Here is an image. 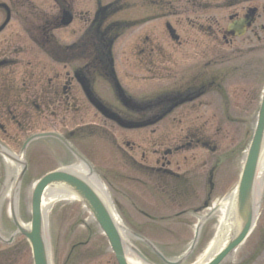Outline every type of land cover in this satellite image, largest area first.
<instances>
[{
    "label": "rangeland",
    "instance_id": "obj_1",
    "mask_svg": "<svg viewBox=\"0 0 264 264\" xmlns=\"http://www.w3.org/2000/svg\"><path fill=\"white\" fill-rule=\"evenodd\" d=\"M9 1L17 3V1L15 0H9ZM32 1H34L37 4V6L44 7L45 9L50 8L49 7L51 3L50 0H32ZM103 1H107V0H103ZM74 2H77V4L79 3L80 10L85 14L88 11V9L89 10L91 9L93 3H95L94 0H74ZM261 2L264 3V0H261ZM226 11H229V10H226ZM142 12H143L142 9L136 6V7L129 9L126 12H123V14H120V15H123V17L131 19L132 17H134V15L135 17L141 16ZM207 13L210 15V17H212L213 19L215 18L217 20L218 28L216 29V32L215 34H213V36L218 37L219 31L222 29L223 25H225L227 21L225 19L226 17H224L226 12L224 11L220 12L218 8H212V9H208ZM200 22L201 21H195L192 18V25L197 26V24L199 25ZM259 22H262V20L258 19L256 22V25H255L256 29L254 30L257 32H258L257 25L260 24ZM79 27H80L79 23L77 22L72 23L67 29H64L65 31L61 30L59 33L57 32V34H59L60 37H64V39L69 38L72 40L74 33L79 30ZM144 29H146L147 31L143 32L142 34V30ZM179 29H180V26H179ZM185 29H186V26H185ZM10 32H13L14 37L21 36L22 34L21 25L17 24V22H14L11 28H7L4 32H1V34L5 35ZM147 33H150L151 35L150 41L148 42L151 45V47H153L155 50L156 49L161 50V46L160 44H158V42L159 43H161V41L164 42V35L162 34L163 31L161 27L159 26V24L153 21L152 23H149L148 26H146L145 28L138 27L136 29L129 31L128 36L126 35L121 36L114 46L115 56L120 61H122V56H124V54L127 53L125 52L126 49H135L136 51V50H140L144 48L142 45V39H143L142 36H144ZM181 33L183 34L184 32H181ZM201 33H204V32L200 30H196L195 34L197 38L202 37ZM248 34L249 35H247V37L245 36L244 38L235 39V43L232 47H230V45L232 44L227 46V45H221V42H219V44L213 43L209 37H205V35H203L202 38H203V41H204V44L207 50V52L203 55V57H205L206 60L208 59L218 60L219 57H227L228 59H231L232 61H238L239 57H237V55H234V53L231 52L232 48H234L235 46L237 48L238 46V47H245V49L249 47H256V48L259 47L258 51L254 49L252 52H255L256 54H259L261 56V57L258 56L256 58L257 61L261 58H264V33H261L262 37L259 42L255 41V38L251 36L252 34L251 32ZM192 41H193V44L196 43L194 38L191 39L189 43H191ZM197 42L199 43L198 40ZM210 48H213L218 51L213 53L215 50H211ZM167 49L169 50V46H167ZM170 50H172L171 47H170ZM186 53H188V50ZM194 53L195 51L191 52L192 59H191L190 65L186 64L185 62L181 64L180 66L181 71H186L187 67L191 69L195 68L199 63L200 64L202 63L201 62L202 59L200 61L197 59L200 56L197 55L198 56L197 57L196 54L194 55ZM212 55H214V57ZM239 59L244 60L246 58L240 56ZM132 65L133 67L131 68H127V65H125V63H122L120 67L117 66V69L119 70L118 73L128 70L129 74H131L130 76L136 78V80L133 81L132 84L128 83L127 85H125V88L131 93L133 92L140 93L142 91L148 90V88L150 87V84L154 83V81L149 83L146 86L144 80H142L141 78L145 76L146 72L137 71L134 67L136 66L135 62H133ZM221 69H222V66L218 65V66H213L210 70H221ZM172 82L173 80H170V83ZM101 86L103 89L104 87L103 84ZM157 86L158 84L156 83L152 86V88H156ZM229 89H228L229 95L232 98L231 104H233V106L241 105L244 100L245 94L242 91H240V89L238 88L235 89V88L229 87ZM205 107L206 108H203V107L201 108L203 109L201 112L200 110L198 111L188 110L187 111V109L178 108L176 110L177 114L183 111L184 113H189V117L185 118L182 123H179L175 127H173V123L169 121L163 122L160 126L161 129L163 128L164 132L173 131L171 134H165L164 136L161 137L163 148H166L167 146L177 147L178 145H180L182 142L181 140H183V137H181L182 133L180 131L186 130V127L189 125H195L197 129L198 128L201 129L202 130L201 133L206 135L205 137H207V140H209L211 143L216 145V150L214 152L207 151L202 147H196V148L193 147L188 151H185V150L181 151V149L178 151H175V154L171 156L169 155L165 156L163 154L158 156V158H160V161H162L163 163L167 161H172V163L175 165V167L172 165L175 171H178L179 173L180 172L184 173L186 174L185 176L189 175V180H188V177L185 180L187 182V183L185 182L187 185L185 186L188 188L195 187L198 190V191H195V190L192 191L193 192L191 196L192 200L187 201L186 203L183 200H181L179 202L180 207L178 208H176L175 203H172L173 201L169 202L168 204H164L162 201L158 203V206L154 210H152L149 207L150 206L149 200L145 196V190L143 187H141V185H145L148 188L149 186H151L150 184L153 185L154 181L157 179L149 175L145 176L146 178L145 180H143L142 183H139V180L131 179L130 176L136 179H141L142 176L136 173L135 174L132 173L131 170L128 169L129 167L127 164L120 163L119 160H116V161L111 160L109 158L110 155L107 154L108 152L106 150H101L102 153H100V155H97V159L100 157L99 171L101 173L102 179L105 180L103 184L105 185L106 196L110 200V202L113 204L114 209L116 210L117 214H118L119 206H123L124 204L128 212H133L132 209L135 208V212L137 213V215L140 214L138 210L146 211L147 209L145 208L146 206H148V208L150 209L149 212L153 216H157V215L166 216L167 214H175V212L178 211L179 209L186 208L187 206L191 208L192 205H196L199 203V199L203 197V193H202V190L204 188L203 181L205 182L203 175L206 173L205 170L208 168L210 163L212 162L216 163L218 157L220 156L221 158L225 157L227 155L225 153V150L235 145L237 143V139L239 136V133L237 132L238 127L236 124L226 123L225 121L217 120L216 117L213 116L215 114V109L212 107V105L208 104ZM53 108L57 111V106H53ZM79 108L80 110L74 112L73 114H69L68 113L69 109H65L64 111L61 112L59 116V117H61L62 115H72L73 116V119L75 120V124H70L69 129H73L79 126V124L81 127L91 126L93 124L92 119L95 117V114L93 113V111L83 106H80ZM195 114H199L202 116H197V118L191 121L190 123L185 122V120H189L188 118H194L196 116ZM217 117L219 116L217 115ZM57 119L58 117L55 118L54 120H57ZM57 123L59 122L57 121ZM57 123H55V125ZM13 131L15 135L12 133ZM135 132L136 131H133V132L131 131V135H128V137L126 136V140L128 139L127 141L130 143V146L131 147L134 146L132 152L134 153L135 157L138 160H140L142 163H151L155 158V156L151 154V152L153 151V148H152V143H154L152 140L153 138H148V141H147L146 140L147 138H145V136L141 135L139 132L137 133ZM175 134H177L178 136H176ZM117 135L119 136L120 134L117 133ZM2 136H4V140H6L8 143H13L12 140L16 136L18 137L20 141L23 139V137L21 139V133H17L14 130V128H11V127H9V133L4 134ZM1 138L3 139V137ZM118 139H121V138H118ZM98 140L100 142V138H98ZM246 144H247V141L245 145ZM137 146L140 148V150L136 148ZM141 151H144L143 158L141 157V153H140ZM242 153H239L238 156H234L232 160L230 159L229 161L224 160V161H227L224 164H225V167L228 168L227 170L228 172H230L231 178L227 179L224 175H222L225 177L224 179H226V184H225L223 195L221 197H225L228 193L232 192L233 190V187L236 182L235 179L238 175L239 167L241 164ZM46 157L48 160H50L49 156H46ZM40 165H43V164L40 163ZM200 166H203L202 170H199ZM50 167L51 166H49L48 168ZM31 168L33 170L31 172H36L35 174L39 172L37 167H31ZM117 168H120V169H117ZM112 169H114L113 171L115 172L117 170L118 177H119L118 178L119 183H115V182L109 183L110 175L108 174L112 172L111 171ZM188 169H189V172H186L185 170H188ZM190 169L194 173V175L190 173ZM222 169H223V165H222ZM12 170H10V167L7 170L4 167V172L6 171L7 174L9 173L8 177L3 175L0 172V177H1V181H0V236L4 238H7L9 235V230L7 229H9L8 225H10L11 223L9 211H8V197L6 196V194L8 195V192H9V186H10L9 183L11 182L10 179L12 176L11 173L14 172V170L13 171ZM220 174H221V171L219 170L216 175V182H217L218 188H220V186L221 188L223 187L218 182V180H220V177H221L219 176ZM222 174H223V171H222ZM104 175L106 177H104ZM7 178L8 180H6ZM121 181H127L128 185L131 186V188H129L128 190H130L132 194L134 195L133 198L128 197V199H126L123 193L124 189L120 185ZM25 187L22 188L23 189L22 192H24V197H23V202L21 204L23 206V209H26L27 212L26 210L24 211V215L22 216L23 221H27L29 219L28 209H29L30 190H31L32 185L27 186V190L25 189ZM158 187H159L158 191L162 193L161 195H163L164 198H170L169 195L173 194L172 190H170L169 192V188H174L172 185H168L165 183L164 185H162V187L161 186H158ZM110 189L114 190L115 192L110 193ZM263 189H264V181H263ZM262 191L263 190L261 189L260 196L262 195ZM141 193L143 194V196L140 197ZM163 193H166L168 195H164ZM216 197L213 198V200L214 199L215 200L212 203V206L209 209H207V211H205V214L207 212L210 213V210L213 207H215L216 204H218V201H217L218 198L216 199ZM125 201H128V204ZM214 212L215 213H212L209 216L211 217V219L209 222H206L207 226L203 232H206L210 224H213V227L215 228L221 216L224 215L223 210H219L217 212L214 211ZM205 214L202 213L200 216L186 215L183 217H179V219L182 222L183 221L185 222V225L182 222H179V220H171L169 223H167L161 218L160 220L162 222L159 223L161 227H157L159 229H155L154 239L152 240V242H155L157 245H159L161 247L162 253L168 259H171V257H174L175 255H177V252L175 250H178L174 248L172 244L176 245L177 247L183 246V248H185L188 245V243L192 240V236L196 232V228H197L196 222L204 223ZM137 215L129 214V217H128L129 219L132 220V224L136 226L135 228L134 227L132 228L131 224L127 225L125 223L126 222L125 218L118 215L128 230V232L126 230L125 237L129 245H132V243H134L133 245H136V246L139 245V243L135 241L136 239L131 235L132 233H135V232L141 233V234L143 233L142 229H137V226H139L138 224L140 223L139 222L140 217L139 215L138 216ZM93 230H94V225L92 223V219L81 207H79L78 203L75 200H64V199L56 200L51 205L47 213V225H46V232H47L46 238L48 241V245L50 247V256H51V260L53 264H62L63 259L67 257V254L69 253L70 250H72V247H74L73 249L74 254L72 256V261H70L69 264H103V263H106V258L99 257L98 255V253H100V249H97V248L99 246L98 243L100 241L101 235L97 232L92 234ZM150 235H153V234H150ZM79 241L81 242L87 241V244L83 245L82 247H79L77 244ZM3 246L4 245L0 243V248ZM192 259H193V256L189 259L191 260L190 262H192ZM233 259L235 258L233 257ZM16 262L17 264H31L29 251L27 250L26 252H22L21 256L19 258H16ZM187 263L188 261H185L184 264H187Z\"/></svg>",
    "mask_w": 264,
    "mask_h": 264
},
{
    "label": "flooded vegetation",
    "instance_id": "obj_2",
    "mask_svg": "<svg viewBox=\"0 0 264 264\" xmlns=\"http://www.w3.org/2000/svg\"><path fill=\"white\" fill-rule=\"evenodd\" d=\"M232 0L229 4H235ZM177 8H183L184 5L181 2L176 4ZM256 8V7H255ZM257 9V8H256ZM239 13L234 11L231 13V17H238ZM257 15V13H256ZM228 36L223 38L227 40ZM21 42H27L25 40L19 39ZM5 40L0 39V47L4 46ZM12 43V40L9 41ZM29 42V41H28ZM31 43H48L49 37L39 36V39L30 38ZM30 43L28 45L18 43L15 44L16 49L12 50L14 55H11V51L0 50V68L5 70V74L0 81V129L5 131L4 124L1 122H14L17 123L18 131L21 133V139L24 138L28 133L34 129L36 122L49 120L54 116V113L46 114V109L51 106H61L64 109L66 107L75 106V97L74 92L71 90L72 86L75 85L74 73L77 71L85 72L90 74L95 68L94 59L91 61H86L81 66L72 65L67 61L68 55L67 52H62L59 54L52 55L48 52L43 56H37L34 54L32 57L29 54ZM60 61L63 64L60 66ZM150 61L146 60V64ZM14 65V66H13ZM208 62H204L203 71L202 70H193L189 74L180 75L181 71L178 69L165 70L161 68L158 72L157 79L159 80V86H164V84H173L174 88L178 91L185 92L190 89H199L201 90L198 98H207L209 100L191 101L182 104V109H187V111H192L195 108H200L202 104L209 103L212 106H215L214 115H218L220 120V115H224L225 118L229 119L232 116V119H239L243 116L239 113H221V110L218 108V102L223 99H228V94L225 92V81L230 75L237 73V67L233 66L229 68L228 66L222 70H217L213 72L207 71ZM160 67H157V70ZM145 70V67L143 68ZM156 70V71H157ZM156 71L147 68L146 73H155ZM167 80L166 82L162 80ZM170 80H173L170 83ZM177 80V81H176ZM175 81L177 83H175ZM212 91L218 92L219 96ZM244 91V88H243ZM210 92V93H209ZM246 93V109L240 110L241 112L251 113L254 112V102H256V91H244ZM212 97V98H211ZM223 106V103H221ZM181 106V105H180ZM252 107V108H251ZM171 113V112H170ZM168 114L169 116L171 114ZM196 115V116H195ZM192 120H195L197 116H202L195 114ZM189 117V113H178L172 115V120L178 119L181 117ZM96 128L98 124H94ZM95 126L93 128H95ZM98 130V129H97ZM90 134L83 132L75 140L80 149L89 159L94 160V157L99 151L96 150L92 142L88 140ZM4 139V136H1ZM187 138H190L189 142H186V145L189 146L194 141L199 142L198 139H192L195 137V133H189ZM13 147L18 146L21 142L18 137L13 138ZM47 145L41 143H33L30 150H34L35 153L43 155L44 152L49 155L52 152L60 154V144L51 139L47 142ZM204 144L205 142H201ZM92 146V147H91ZM114 148L116 149V143H114ZM174 150L177 147H173ZM118 151V150H117ZM117 151H112L116 153ZM159 152V150H156ZM164 154H171L172 149H166L163 151ZM41 159V158H38ZM125 163L132 164V156L125 153L123 158ZM44 163L41 160L33 161L32 163ZM50 165H53L50 160H46ZM95 162L98 163V160L95 158ZM155 166H147L152 172L156 175L164 174L170 176V179H174V173L169 172L167 168L163 165H160L158 160L155 161ZM169 165V161L167 162ZM264 216L261 220H258V226L256 227L257 233L255 237V243L252 246V249L244 253L241 257L239 264H264ZM263 220V221H262Z\"/></svg>",
    "mask_w": 264,
    "mask_h": 264
},
{
    "label": "water",
    "instance_id": "obj_3",
    "mask_svg": "<svg viewBox=\"0 0 264 264\" xmlns=\"http://www.w3.org/2000/svg\"><path fill=\"white\" fill-rule=\"evenodd\" d=\"M259 125L255 131L244 169L236 190V217L237 230L226 248L219 253L209 264H215L229 248L237 243L246 232L251 222L252 183L255 174L256 163L261 147L264 143V105ZM46 186H62L76 195L92 213L96 221L107 235L115 252L119 264H126L121 249V240L114 222L106 205L98 194L77 174L58 170L43 176L35 185L31 195V221L29 226L23 227L18 223L14 200L11 203V212L17 230L24 234L30 242L34 264H48L46 250L42 237V214L40 210L41 194ZM17 192V184L14 187L13 197Z\"/></svg>",
    "mask_w": 264,
    "mask_h": 264
},
{
    "label": "bare ground",
    "instance_id": "obj_4",
    "mask_svg": "<svg viewBox=\"0 0 264 264\" xmlns=\"http://www.w3.org/2000/svg\"><path fill=\"white\" fill-rule=\"evenodd\" d=\"M75 171L80 174V176L83 179H86L91 187L98 193L104 200L105 199V189L101 182L97 180L92 173H90L85 166H78L75 167ZM264 175V149L261 152V155L259 157V168L257 177L255 179L256 182H260V184H257V187L261 186V180L262 176ZM62 186L48 189L46 188L43 192L42 199H41V207L44 210H47L48 206L51 205L52 202L56 199H64V200H71L73 199V194L68 190V193L63 192ZM235 200H236V194L232 193L231 195L227 196L222 200V202L218 205L219 208H222L224 210V216L220 218L217 229L214 235V240L210 245V249L206 252L200 259H198L194 264H203L205 261H207L210 257L215 255L219 249L224 247V244L226 243L227 239L231 236L230 234V219L232 220V211L235 207ZM109 208L112 213L113 220L118 227V230L123 234H126V229L121 223V220L116 217V214L114 212V209L109 205ZM231 216V218H230ZM129 254L126 253V261L128 264H149L147 261H139L132 253L133 251L131 248L127 245ZM135 252V251H134Z\"/></svg>",
    "mask_w": 264,
    "mask_h": 264
}]
</instances>
